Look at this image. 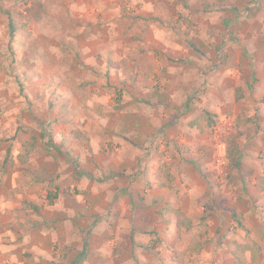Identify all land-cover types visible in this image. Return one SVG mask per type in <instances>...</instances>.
<instances>
[{
    "label": "rangeland",
    "instance_id": "374dc122",
    "mask_svg": "<svg viewBox=\"0 0 264 264\" xmlns=\"http://www.w3.org/2000/svg\"><path fill=\"white\" fill-rule=\"evenodd\" d=\"M235 1L236 4L230 0H179V14L183 10L189 12L191 20L181 15L180 21L176 22L175 18L168 21V16L165 19L157 17L159 20L155 16L149 18L138 8V0H0V264H44L42 255L29 250L30 240L34 236L40 238V233L48 226L53 227L50 218L57 214L58 206L63 209L72 202L78 207L76 216L80 223L107 224L113 230L111 238H119L109 249L112 256L119 259L112 264H130L131 257H134V264H164L166 255L170 264H215L210 257L202 255L204 249L199 253L196 251L199 242L205 241L207 249H212L231 245L233 240L243 237L250 246L257 243L264 251L262 205L246 217L234 213L235 230L230 229L225 235L211 230L208 223L211 213L200 207L191 215L193 224L190 230L182 227L180 220L184 219L185 212L177 209V201H171V196L176 194L165 186L173 183L167 161L171 154H166V148L156 149V165L149 159L147 161V170L149 173L153 171L151 174L155 178L142 184L139 182L149 192L155 188L168 189V197L162 194L155 195V199L147 198V210L153 208V215L141 217L135 214V206L148 194L144 191L134 195L129 193L130 196H120V193L114 197L103 195L111 188L107 179L118 178V173L116 169H102L96 163L90 147L93 135L92 132L90 137L88 134L90 130L98 131L97 127H102L104 120L109 127L115 122L123 125V116L138 104L136 94L141 86L136 80L142 71L136 59L140 56L139 46L146 40V32L152 29V25L182 31L195 46L199 45L198 40L204 42L198 37L204 31H213L214 24L219 27L213 20L214 14L222 9L235 10L234 19L225 21L224 15V28L232 21L233 30L255 31L263 27V14L257 13L264 8V4L261 5L264 0ZM251 3H260V6L252 7ZM162 5L164 9L168 8L165 2ZM83 13L84 16H79ZM94 15L98 17L96 22L102 21L99 29H105L111 37V44H116L120 51L123 59L119 69L114 68V63L100 64L102 55L95 52V63L86 62V55L93 45L91 39L84 41L77 35L86 31L85 24ZM255 83L252 82L250 87L251 94L256 91ZM250 99L252 106L245 107L249 104L247 100L241 108L243 117L229 115L234 119L233 131L225 142L227 153L230 148L233 156H228L227 176L223 180L217 175L211 140L212 127L223 118L218 115L213 118V125L207 126L213 164L212 167L205 166L215 172L216 177L212 183L204 173L202 176L206 177L208 189L219 190L225 202L230 198L238 201L239 192L236 191L242 185L253 186V176H261L264 172V147L254 153V144L249 142L261 130L264 131V114L260 105L257 106L260 103L264 108V97L256 100L252 94ZM233 112L229 111L231 115ZM31 142L35 144L34 150L26 157L25 146ZM108 149L111 147L100 152ZM233 158L238 167L232 169ZM33 176H44L47 181H31ZM130 182V187L137 184ZM91 187H96L99 192L94 197L89 196ZM226 191L231 193L230 197ZM64 193L68 195L64 197ZM32 206L39 210L35 211ZM124 206L131 211H126ZM139 217L152 218L153 223L158 218V225L147 227L141 235L148 240L140 244L134 240L139 246L137 250L132 246L130 252L127 241L136 235L138 227L134 223ZM127 224L132 225L131 230L126 228ZM241 224L247 227L249 235ZM84 242L85 239H81L79 252L83 250ZM57 243L55 240L54 246H58ZM141 244L154 247L153 251L140 248ZM87 249L88 244L83 254L78 255L79 259L86 256ZM67 250L68 246L63 245L57 253L68 255ZM51 262L61 264L62 260L58 257ZM252 264L260 262L253 261Z\"/></svg>",
    "mask_w": 264,
    "mask_h": 264
},
{
    "label": "crops",
    "instance_id": "0c3cea01",
    "mask_svg": "<svg viewBox=\"0 0 264 264\" xmlns=\"http://www.w3.org/2000/svg\"><path fill=\"white\" fill-rule=\"evenodd\" d=\"M161 1L138 0L137 4L141 12L149 15V18L155 16L154 18L159 20V18L164 17L163 19H165L168 16V21L175 18V21L178 22L182 15L188 16L191 20L189 12L183 10L182 14H179L178 6L181 4L179 0ZM230 1L236 4L235 0ZM164 2L169 9H164V5H162ZM258 5L260 6V3H251L252 7ZM101 9L104 11L103 4H101ZM234 14L235 10L227 8L214 14L213 21L218 23L219 27L216 28L217 24H214L213 31L209 29L210 31H204L199 35L198 37L204 39V42L198 40V46L192 44L190 38L182 31L152 25V29L146 32V40L142 42V46H139L141 47L140 56L136 59L142 71L136 80L137 84L141 86L136 94L139 97L138 104L135 105V109L127 111L123 116V120L121 119V123L124 122L123 125L115 122L113 127H109L104 120L101 122L103 123L102 127L96 126L98 131L94 129V131L88 132L89 137L91 132L93 135L90 147L94 151L96 163L102 169H116L118 173L119 179L113 176L107 179L111 188L103 195L114 197L116 193H120V196H130L129 193L131 195L139 194L142 191L148 193L145 200L135 206L137 216L153 215V208H150L149 212L147 210V198L155 199V195H166V191L171 189L176 194L171 196V201L173 203L177 201V209L188 213V215L184 213V219L188 220L187 226L182 225L185 230H190L193 224H191L193 220L191 215L200 207L203 211L211 213L208 222L211 230L225 235L230 229L235 230L232 219L234 213L246 217L252 214L256 207L264 206V188L261 187L264 172L261 176H253L255 183L253 186L242 185V188L236 191L239 192L237 193L240 198L238 201H236L237 198H230L227 202L224 201L219 190L208 189L206 177L202 176L204 173L210 181L216 177V173L205 166L212 167L213 162H211V142L207 121L202 118L204 110L212 113L213 118L218 115H221L222 118L229 115L233 118L243 117L241 113V108L244 107L243 103L249 100V104H246L245 107L252 106L250 95L253 94L256 100L264 97V24L263 27L257 28L255 31H243L233 30L231 28L232 21L228 22L224 28L222 25L224 15L226 21V19H234ZM257 14H263L262 18H264V8ZM84 15V13L79 14V16ZM97 18L94 15L93 19L85 24L86 31H81L80 35H77L84 41L88 38L91 39V44L97 48L90 47L91 53H87L86 62L95 63L93 60L95 52L102 55L100 64L108 65L110 62V65H113L114 63V68L119 69L122 67L120 61L123 59L120 51L117 50L116 44H111V37L105 32V29H99V24L102 21L96 22ZM104 20L106 21V19ZM145 43L146 46H143ZM113 56L114 58H112ZM254 81H256V91L251 94L250 87ZM128 87L131 86L128 84ZM259 105L260 111L264 114V108L260 103L257 106ZM229 111L234 112L231 115ZM249 142L254 144L252 147L254 153L262 151L264 131L261 130ZM105 147H111V149L100 152ZM158 147L166 148V154H171L167 161H169L168 166L173 183L165 185L167 190L155 188L149 192L139 182L141 181L142 184L144 181H151L150 179L155 178L151 174L153 171L149 173L147 170V161L149 159L153 165L157 164L155 160ZM43 174H45L44 171ZM42 177L36 180L31 178V181H47H41ZM130 180L137 184L130 187ZM91 191L92 194L89 195L91 197L99 193L96 187H91ZM226 192V195L230 197L231 193ZM63 195L65 197L68 194L64 193ZM63 195L61 194V197ZM124 207L126 211H131L127 206ZM61 208L62 206H58L57 214L50 218V224L53 227L48 226L44 232L40 233V238L34 236L30 240L29 250L36 255H42L44 264H52V259L58 257L62 260L61 264H112V261H119L118 256L113 257V252L109 251L114 241L119 239L118 237L111 238L113 230L110 226L104 223H102L103 226L102 224L94 226L90 222L80 223V219L76 216L78 207L73 202L65 205L63 209ZM154 222L152 218L147 219V217L136 219L134 223L138 227H135L136 235L127 241L128 248L130 245V252H132V246H135V250L139 246L135 245V241L140 244L148 240L141 233L146 231L147 227L158 225V218ZM126 228L131 230L132 225L127 224ZM244 232L246 231L244 230ZM126 233L131 236L129 231ZM116 234H121V232ZM122 235H124L123 232ZM81 239H85L81 248L84 250L87 244L89 247L85 251L86 259L84 261L82 260L85 257L82 256L79 259L78 256L84 252L83 250V252H79ZM55 240L58 242V246H54ZM235 241L239 244L249 243L243 237L233 240L231 245L224 244L223 247L215 246L212 249H207L205 241L199 242V244L204 243L202 255L210 257V260L215 264H240L234 256ZM63 245L68 246L66 253L70 254L57 253L60 246ZM56 253L57 258L54 256ZM259 255L258 257L256 253L253 255L250 250H246L242 254V259L245 260V264H252V260L264 264L263 247L259 251ZM168 257V255L164 256L166 259L164 264H170ZM6 261L9 262V260ZM128 262L134 264V257H131Z\"/></svg>",
    "mask_w": 264,
    "mask_h": 264
},
{
    "label": "trees",
    "instance_id": "16d2710c",
    "mask_svg": "<svg viewBox=\"0 0 264 264\" xmlns=\"http://www.w3.org/2000/svg\"><path fill=\"white\" fill-rule=\"evenodd\" d=\"M13 26H14V25H13ZM13 26H12V28H14ZM238 99H239V98H238ZM202 118H204V119L207 121V126H208V127H210V126L213 125V115H212V113H210V112L204 110V113H203ZM34 146H35L34 142H31V143L28 144V146H27V145L25 146V153H26L25 155H26V157H27L28 154H31V153L33 152V150H34ZM20 155H21V154H20ZM22 155H23V154H22ZM227 156H230V157L233 156V150H231L230 148H229V150H228ZM25 159H26V158H25ZM237 165H238V164H237V161L235 160V158H233V159H232V169L238 167ZM40 177H41V176H40ZM40 177L33 176L32 178L36 180L37 178H40ZM44 180H46V179H45L44 177H42V178H41V181H44ZM261 187L264 188V180H263V185H262ZM32 209H34L35 211H38V208H37L36 206H32ZM234 219L237 220L236 217H234ZM187 221H188L187 219H186V220H180V224L183 225V226H187V225H188ZM189 222H190V221H189ZM241 227H242V228L246 231V233L249 235V230H248L245 226H243L242 224H241ZM205 244H206V242H205ZM142 246H143L144 249H146V250H148V251H150V252L153 251V248H154V247H150V246H148V245H142ZM203 246H204V243H203V244H198V245H196V248H197L196 251H197L198 253L201 252V251L204 249ZM234 247H235V248H234V256H235L236 260H237L240 264H245V260L242 259V254L244 253V251H246V250H250L251 253H252L253 255H255L256 252H259V251L262 250L261 245H259V244H257V243H253V246H252V245L250 246V243H247V244H239V243L235 242V243H234ZM253 261H255V260H252V262H253Z\"/></svg>",
    "mask_w": 264,
    "mask_h": 264
},
{
    "label": "built area",
    "instance_id": "2783aa9c",
    "mask_svg": "<svg viewBox=\"0 0 264 264\" xmlns=\"http://www.w3.org/2000/svg\"><path fill=\"white\" fill-rule=\"evenodd\" d=\"M234 119L226 116L221 119L217 125L212 127L211 140L214 146V155L216 166L218 168V175L221 179L227 176V167L229 165V158L227 156L226 138L233 131Z\"/></svg>",
    "mask_w": 264,
    "mask_h": 264
}]
</instances>
